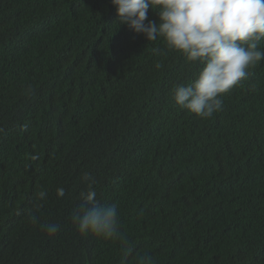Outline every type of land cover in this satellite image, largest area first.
<instances>
[{"label": "trees", "instance_id": "obj_1", "mask_svg": "<svg viewBox=\"0 0 264 264\" xmlns=\"http://www.w3.org/2000/svg\"><path fill=\"white\" fill-rule=\"evenodd\" d=\"M117 15L112 0H0V264H102L90 254L105 250L124 264L145 251L160 264H264V62L201 120L171 96L198 69ZM82 171L118 203L127 260L71 223ZM42 189L53 236L16 212Z\"/></svg>", "mask_w": 264, "mask_h": 264}, {"label": "clouds", "instance_id": "obj_2", "mask_svg": "<svg viewBox=\"0 0 264 264\" xmlns=\"http://www.w3.org/2000/svg\"><path fill=\"white\" fill-rule=\"evenodd\" d=\"M112 4L116 6L118 24L143 34L149 42H162L164 48H154V53H177L188 66L198 69L189 81L174 83L171 96L178 109L201 120L223 112L225 95L249 80L264 62V0H112ZM150 7L158 10V23L148 20ZM154 67L162 69L163 61L155 62ZM248 90L255 92V85ZM34 92L28 85L23 94L31 96ZM4 131L0 127V133ZM79 181L86 190L81 189L79 194L76 191L79 203L71 212V223L82 236L117 243L121 257L127 260L135 246L122 231L118 203H102L97 199L94 188L97 181L92 173L82 171ZM56 193L64 198L66 190L58 187ZM47 197V190L42 189L36 193L32 207L18 208L16 212L53 236L60 225L41 222L38 215ZM153 254L149 251L137 254L134 264H160L158 254ZM90 255L102 264H124L113 259L108 250ZM62 262L59 259L56 264Z\"/></svg>", "mask_w": 264, "mask_h": 264}]
</instances>
